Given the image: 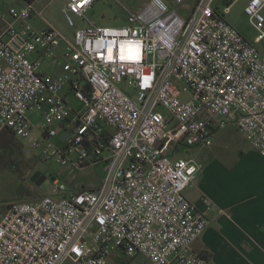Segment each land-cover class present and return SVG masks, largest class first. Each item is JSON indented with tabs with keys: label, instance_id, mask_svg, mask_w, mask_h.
<instances>
[{
	"label": "built area",
	"instance_id": "built-area-1",
	"mask_svg": "<svg viewBox=\"0 0 264 264\" xmlns=\"http://www.w3.org/2000/svg\"><path fill=\"white\" fill-rule=\"evenodd\" d=\"M96 1L67 9L84 14ZM216 2L196 0L183 17L151 0L127 25H89L74 40L35 27L34 3L8 10L0 128L29 138L35 113L44 157L72 171L104 165L105 176L79 192L54 179L51 194L11 204L0 216V264H210L193 250L208 220L185 195L200 166L175 153L210 148L232 125L264 158V57L226 20L231 6ZM245 13L264 41V0H247Z\"/></svg>",
	"mask_w": 264,
	"mask_h": 264
},
{
	"label": "rangeland",
	"instance_id": "rangeland-1",
	"mask_svg": "<svg viewBox=\"0 0 264 264\" xmlns=\"http://www.w3.org/2000/svg\"><path fill=\"white\" fill-rule=\"evenodd\" d=\"M69 0H36L35 8L39 15L37 19L44 27L53 26L70 40H74L78 30L89 25L104 27H122L128 24V17L135 11L141 0H97L84 14H74L67 9ZM151 0H142V7ZM166 12L175 10L183 17H189L196 0H153ZM234 0H217L216 5L224 9L226 3ZM246 0H237L226 15L227 21L251 44L255 45L264 57V41L257 43V31L252 26L245 13ZM45 69V68H44ZM67 89L63 94H67ZM67 103L77 112H83L85 105L74 94L67 97ZM42 133V132H41ZM39 130L32 131L26 139L0 136V216L7 208L17 202L34 201L43 195H49L50 188L43 187L33 181L37 173L47 175L50 180L58 179L60 184H66L71 191L75 187H97L105 176L104 165H91L72 171L70 163L63 165L54 158L43 156V149L33 146L30 140L34 137L43 141ZM244 135L235 127L228 126L217 133L214 146L211 148L199 146L192 149H179L175 157L190 158L197 154L204 159L216 153L218 157L233 152L239 143H244ZM232 149V150H230ZM71 158L75 160L76 156ZM53 183V182H52ZM64 264H73L67 261ZM134 264H148L144 257H138Z\"/></svg>",
	"mask_w": 264,
	"mask_h": 264
},
{
	"label": "crops",
	"instance_id": "crops-1",
	"mask_svg": "<svg viewBox=\"0 0 264 264\" xmlns=\"http://www.w3.org/2000/svg\"><path fill=\"white\" fill-rule=\"evenodd\" d=\"M236 1L234 0L230 6L232 7ZM27 2L26 0H0V35L5 29L6 20L9 19L8 10L12 7H22ZM142 8L144 7L141 0L139 7L131 13L138 12ZM38 15L37 12L32 19L33 25L37 28H46L45 25L40 24ZM44 68L46 72L53 75L61 72V68L50 61H45ZM67 95H70L69 90ZM30 119L32 131L38 129L44 138L41 117L32 113ZM219 131L215 133L214 141ZM60 135L55 138L56 143H61L63 133ZM0 136L5 139L10 136L21 139L9 130L1 128ZM34 139L39 140L34 136L30 140L33 142ZM233 149V152L227 151L223 156L218 157L214 153L212 156L211 154L205 156L204 159L198 155L200 153L198 151L196 155L187 159L193 160L200 166V171L194 182L186 189L185 195L208 220L207 228L194 242L193 250L206 258L210 264H264V158L251 147L246 139L244 143H239ZM48 180L50 179L47 175L40 173L33 176V181L41 186L42 182L45 183ZM51 181L53 182L54 179ZM52 182L47 188L53 192ZM206 200L212 202L210 208Z\"/></svg>",
	"mask_w": 264,
	"mask_h": 264
},
{
	"label": "trees",
	"instance_id": "trees-1",
	"mask_svg": "<svg viewBox=\"0 0 264 264\" xmlns=\"http://www.w3.org/2000/svg\"><path fill=\"white\" fill-rule=\"evenodd\" d=\"M26 1H28L29 3H34L36 0H26ZM232 3H233V1L230 2V3H228V5H231ZM84 188H91V187H84V186H82V187H76V188L73 189V191L74 192H79V191L83 190Z\"/></svg>",
	"mask_w": 264,
	"mask_h": 264
},
{
	"label": "water",
	"instance_id": "water-1",
	"mask_svg": "<svg viewBox=\"0 0 264 264\" xmlns=\"http://www.w3.org/2000/svg\"><path fill=\"white\" fill-rule=\"evenodd\" d=\"M51 182H52L51 180H48L47 182H45V183L42 185L43 189H46V188L50 185Z\"/></svg>",
	"mask_w": 264,
	"mask_h": 264
},
{
	"label": "flooded vegetation",
	"instance_id": "flooded-vegetation-1",
	"mask_svg": "<svg viewBox=\"0 0 264 264\" xmlns=\"http://www.w3.org/2000/svg\"><path fill=\"white\" fill-rule=\"evenodd\" d=\"M42 183L44 184V182H42ZM43 184H42V185H43Z\"/></svg>",
	"mask_w": 264,
	"mask_h": 264
}]
</instances>
